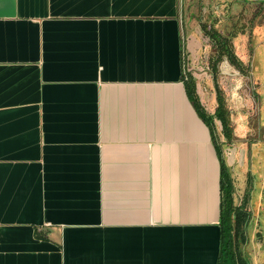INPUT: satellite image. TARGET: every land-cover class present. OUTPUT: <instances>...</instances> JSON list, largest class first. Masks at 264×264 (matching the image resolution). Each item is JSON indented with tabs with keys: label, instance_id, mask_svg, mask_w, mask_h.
Masks as SVG:
<instances>
[{
	"label": "crops",
	"instance_id": "1",
	"mask_svg": "<svg viewBox=\"0 0 264 264\" xmlns=\"http://www.w3.org/2000/svg\"><path fill=\"white\" fill-rule=\"evenodd\" d=\"M191 3L0 0V264H218L219 153L264 202V126L218 153L187 93Z\"/></svg>",
	"mask_w": 264,
	"mask_h": 264
},
{
	"label": "flooded vegetation",
	"instance_id": "2",
	"mask_svg": "<svg viewBox=\"0 0 264 264\" xmlns=\"http://www.w3.org/2000/svg\"><path fill=\"white\" fill-rule=\"evenodd\" d=\"M198 6L197 17L192 15V9H189L190 13L189 10L186 13L192 18L199 32L201 51L198 57H190L185 47L183 52L184 80L187 85L194 83L196 100L210 117L217 118L221 101H223L225 116L229 118L231 139L226 140L222 127L220 134L224 137L225 143H221L222 137L216 125L215 129L220 140L219 146L228 145L231 148L230 145L233 144L234 139L242 136V130L248 131V134L253 136L262 133L259 132L261 124L258 115L260 79L262 78L257 82L252 75L255 52L252 47V37L254 30L257 34L258 29L261 31L264 27V0L240 2L198 0ZM230 57H234L235 62ZM234 79L238 80L235 84L232 83ZM216 118H214V123L220 122ZM233 189L235 203V199L240 195L237 194L234 183ZM242 194L238 206H241L246 214V225L248 226L252 220L249 183ZM257 235L260 234L257 233ZM248 241L245 231L244 245Z\"/></svg>",
	"mask_w": 264,
	"mask_h": 264
},
{
	"label": "trees",
	"instance_id": "3",
	"mask_svg": "<svg viewBox=\"0 0 264 264\" xmlns=\"http://www.w3.org/2000/svg\"><path fill=\"white\" fill-rule=\"evenodd\" d=\"M230 58H232L233 62H235L234 57ZM187 93L194 107L196 108V111L199 113L204 122H206L210 126L212 137L218 144L219 153L220 140L216 133L214 123V118L216 117H210L203 111L200 104H198L196 100V88L193 82L187 85ZM219 111L220 113H218L216 119L221 122L226 140H229L231 139V129L229 126V118L225 116L223 101H221ZM219 157L221 161L220 184L222 197L220 226L222 228V236L221 253L218 264H249L247 258L244 256L243 251L241 250V245L245 244L246 214L242 210L241 206H236L234 203L233 179L221 153H219Z\"/></svg>",
	"mask_w": 264,
	"mask_h": 264
},
{
	"label": "rangeland",
	"instance_id": "4",
	"mask_svg": "<svg viewBox=\"0 0 264 264\" xmlns=\"http://www.w3.org/2000/svg\"><path fill=\"white\" fill-rule=\"evenodd\" d=\"M190 5H191L190 8L193 11L192 15H195L197 17L198 7H199L198 0H193V3H191ZM189 13H190V10H189ZM263 51H264V47L262 45L261 52H262V56L264 57ZM257 59L260 61V57H258ZM260 80H261L260 96L261 98L264 99V80L263 78ZM237 81H238L237 79H234L232 83L235 84L237 83ZM258 115H259L260 124L264 126V110H260ZM256 160L257 161H255V164H254V159L250 160L249 157L247 158L246 169L248 173L249 172L251 173L250 171L251 165L253 169V164H254L255 168L253 170H255L257 174H259V170L262 167V164L260 163V161L262 160L264 161V158H257ZM258 183L260 185V182ZM256 184H257V181H256ZM237 191L238 192L240 191L238 187H237ZM254 198L255 199H250V202H251L250 212H251L252 222L250 223V225L246 227V234H247V238L249 241L244 248L241 246V249H243L244 251L243 254L247 258L248 262H250V264H264V211H262L261 213L259 212V207H261L262 205L264 206V202L258 199L259 197L256 192L254 193ZM257 225L260 226L259 232L256 231ZM257 233H259L260 235L258 236Z\"/></svg>",
	"mask_w": 264,
	"mask_h": 264
},
{
	"label": "water",
	"instance_id": "5",
	"mask_svg": "<svg viewBox=\"0 0 264 264\" xmlns=\"http://www.w3.org/2000/svg\"><path fill=\"white\" fill-rule=\"evenodd\" d=\"M215 125L217 127V130H218L219 135L222 137L221 138V143H225L224 137L222 136V134H220V130L222 129V125L220 124V122H215Z\"/></svg>",
	"mask_w": 264,
	"mask_h": 264
}]
</instances>
